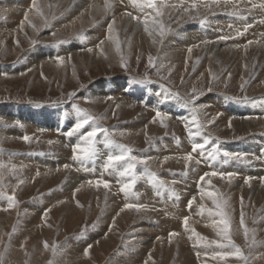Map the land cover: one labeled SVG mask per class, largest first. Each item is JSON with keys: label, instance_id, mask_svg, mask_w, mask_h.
Segmentation results:
<instances>
[{"label": "rangeland", "instance_id": "rangeland-1", "mask_svg": "<svg viewBox=\"0 0 264 264\" xmlns=\"http://www.w3.org/2000/svg\"><path fill=\"white\" fill-rule=\"evenodd\" d=\"M4 1L6 2V0H0V4H3ZM141 2L133 3V6L140 8L139 4ZM70 3L71 0L70 2H68V4L60 3V0H47V8V5L45 7H39L41 15H46L44 17V21H37L36 23H34L31 17V19H29L31 25H38L35 31L32 29H26L27 27H23V24L26 20L25 17L27 16L28 18L29 10L24 9V7L22 8V6V20L20 21L19 25L16 24L12 28L8 27L7 29L1 30L6 23L8 24V14L6 12L3 13L0 11V106L11 104V107H16V110L21 111L25 109L42 110L50 117H52L53 115V117L58 119V121H60V123H62L63 125L61 130L57 129V126H54V128H52L51 126V129L45 128L47 127L43 124V121L45 119L41 118L37 120V116H33L31 119L33 121L36 120V124L34 126L35 133L33 134L30 130H33V127L31 126L29 121H23L18 117L14 119V117H11L8 112L3 113L2 115L4 116L0 115V162L9 165V167L10 165H13L12 162L7 163V160L9 158L7 156H10L11 154H14V156L18 155V157L27 156L30 158L31 156V159L34 160L38 157H43L45 159L50 154H54L55 156L60 155L62 157L67 156L68 158L67 161L66 159H62L67 162L63 163V165V161L59 160V158H54L52 162L47 163L48 165H54V161L57 160L56 165L61 164L60 167L51 169V171L48 168V172L54 174H59L66 171L68 172V176H65L62 181L52 178H45L43 177L40 170L38 172H34V175H32L33 173H31V171L27 169L28 166H26L25 164H20L21 166L17 164L15 165V169H10L11 167L4 168L6 170L0 169V172L3 171L2 175H0V215L2 213V216L5 217L6 214L12 213L16 210V218H19L18 216H21V214L25 213L24 218L26 217L31 219L32 217H35V219H37V215L42 212V214H40L38 218V221L41 220V222L38 224L40 225V227H36L35 225L33 228L22 226L21 229H18V227H16V224H13L11 228L8 229L2 226L5 229L3 230L4 234L7 233L9 236V239L7 238V243L10 244L11 240L13 239L12 237L18 235L19 233L21 234V232H24L27 234V238L21 240L20 243H18L19 245L15 246V250L19 251L20 254L24 251L28 252L31 248H27L32 246L31 240L34 239L32 238L33 234L30 233V231H34L35 228L36 230L34 234H36L40 229H42V226L46 224V216L52 212L54 214L55 222L52 224V226L49 227L53 232V241L55 242L53 249V252L55 253H53L54 257L56 254H61L63 250L62 246L68 242H72L75 249L79 248L80 251L83 250V255H81V257H74L72 260L70 257L67 258L68 256H65L66 260H61L60 263L58 262L56 264H80V262L85 260V255H87L89 251L94 249L95 245H97L94 242L92 244L90 243V236L92 234H98L99 232L111 234L113 230L116 229V224L114 223L116 217L120 214H124L125 212L132 211L133 213L137 214H134L135 216H130L134 221L129 223L127 226L125 225V227L123 225L118 227L119 230L121 227H123V237H121L119 241H116L115 244H111L108 249L107 247L103 248V251L106 254V257L104 259L98 258V255L96 256V261L98 262V264H113L112 262L115 258L116 262H114V264H123L124 260L127 259L129 255L128 246L130 248V245L133 243L137 247H140V245L137 244L138 242L136 241L142 240L141 237L143 236V234L146 237L147 235L145 234L147 233L148 235H151V242H160L162 246L166 244L167 241L165 238L156 237L153 233H151V231H153L154 229V223L157 224L156 221H160V219H157V217L163 213L165 214H163L165 217L162 215L161 217L167 219V229H171L168 233L169 237H176V244L184 248L181 243L182 232L186 234L188 232L195 233L197 228V220L192 218L194 217L192 216V209L193 207H195L197 212L203 214L205 218H210L214 221L219 220V227L221 226L219 228L220 230H209L208 234L206 235L204 233L203 236L206 237V243L203 245L204 247L208 248L209 250H217L216 253L235 252V248L231 247V244L234 243L237 247L240 248L243 255L247 258V260L245 261L238 259L235 256H216L214 255L215 253H209L210 256L209 254L202 255V252H200V258H198V255H195L194 258V253H191L192 256L190 258L192 260L194 259L195 264H264V195L259 193V190H264V125L263 127H261V129L252 130L251 132L227 133L225 129L222 130L220 128H216L217 117L209 113L211 109H217V107L213 103L209 105L203 104L204 97H211L212 95L219 96L228 101L227 105H230L233 108L232 111L237 112V114L235 115L238 117L234 116V118L238 119L239 116H241V119L249 120L248 116L241 114V108L250 106L254 107L258 113L257 117L253 118H261V120L264 121V84L258 82L259 80L257 78V73H254L259 68L258 64L260 61V55H258L254 59L253 66H251L250 72L246 75L238 76V74H233L231 72L232 69L229 70L225 67L217 71L212 69V73H204L205 70L199 73L200 69H195L193 64L189 67L178 68L179 66L177 60L175 61V59H173V61L176 63L168 61V59L165 60L163 55H161L162 49H164V44H162V46H159L160 48H157V50L148 42L133 44L134 36L142 33L141 28L138 26V31H136L135 33H132V31L128 29L123 33H119V36H121L120 46L123 49L121 59L117 60L115 58L116 55L113 53L112 59H110L109 62L105 63L104 66L98 64L95 65L93 64V62L95 61V57H93L92 55L89 57L91 61V67H71L70 64L74 63L75 58L73 52L80 49H85L84 51H86V49H89L91 42H95L98 38L96 36H93V30H95V28L99 27L101 24H105V19H103L102 17H93L91 18L92 22L89 20L88 22L81 21L79 23L74 22V24H72V21L65 23L61 27H56L55 25L63 18H65V16H68V14L71 12V9L69 7L71 5ZM117 3L120 2L117 1ZM211 5L213 4L211 3ZM212 9L211 11L214 12V10ZM128 13L132 14L133 10L124 11V15H127ZM114 14H116V12H112L110 17L115 16ZM121 15L122 14L120 13V15L118 16ZM127 16L132 17L133 14L131 16ZM134 21H137V19H134ZM197 21L199 20L196 19V24ZM139 22L140 20L137 21V24ZM195 22L193 24H195ZM205 22H208V20H206ZM170 24V28L172 30H169L167 36L172 37L173 35L178 37V31L180 30V28L174 27V21L170 22ZM130 26L132 27V25ZM26 36H28L29 40L24 39ZM179 39H181L180 36ZM61 41H63V43H61ZM191 42H193L191 46H194L195 41L191 40ZM98 44L101 45V41L98 42ZM92 48L90 47L91 51L94 49ZM65 50H69L67 52L69 54H62L60 56L64 58L62 63L58 61L56 57L42 58L44 60L37 63H33L31 59L32 54L37 51H41V53L45 52L46 54L51 52L54 53L53 55H57L59 53H64L63 51ZM251 51L253 52V55L257 54L255 50L252 49ZM248 55L251 56L252 53ZM149 57L152 58L151 64L149 63ZM51 63H57L59 67L51 66ZM153 65H155V67H153ZM71 69H74V73L71 72ZM204 76L206 77L204 78ZM140 80H144L145 82L139 83L138 81ZM100 81H105L101 84L100 88V90L104 92V94L96 95L94 94V91H92V88L97 86L98 82ZM132 81L137 83L141 95L147 99H142L140 97L135 98L128 95L131 86L127 87V85L122 86L123 88L119 86V93L122 92V94H119L120 96L118 95L117 97H115L114 95H112L113 91L111 89H118L117 86L119 83L125 82V84H132ZM105 84H107L106 87H104ZM153 86L163 89L166 93L172 94L174 100L179 104L181 103L180 105L184 109H186L188 113H193V110H191L192 107L190 104H186V101H188L189 98L196 93H202L196 100V105L198 106V109L200 108L197 114V119L199 123L203 125V127L197 129L196 123L192 120V117H189L186 113L185 115L178 114L176 116L174 115L173 117H169L168 115L169 119H167L171 120L173 124L171 130L167 131V129H165L164 133H147L151 126H159V119L162 118L157 117L156 112L160 111L162 113H165L162 108H156L157 103H151L152 98H157V96L159 95V91L157 95V92L155 93L154 91H151V87ZM169 87L177 91L178 95H175L174 93L169 91ZM209 88L211 89V91H209ZM193 89L196 90V93H193ZM135 92H138V90H135ZM156 101L158 100L156 99ZM126 102L138 109V111L136 110L135 112H133L136 114L133 117H130L132 114L131 112H129L130 110H118L119 107H121L122 104ZM232 105H235L236 109H234V106ZM213 106L214 108H212ZM150 107H152L153 109L155 107L156 111L155 109L153 110ZM78 109L86 110L87 113H89L96 119L90 121L89 125L80 129L78 132L73 133L72 136H69L67 133L73 128L74 124L82 116V113H80ZM151 111L154 113L152 114ZM223 112V110H220L219 114H221V116H224L225 114ZM231 118L233 119V117ZM167 119L163 120L168 121ZM201 119L203 120V122L201 121ZM138 123H141L140 127L143 126L141 128L142 132L137 133V136H135L133 135V133L135 132H132L130 128L131 126H137ZM190 123L191 126H189ZM41 126L42 129L36 128ZM95 127H102L107 131L99 133L95 138L98 153L94 158H91L89 160L84 159L83 166L80 160L72 158V148L74 144L82 142L83 135H85L88 131ZM20 130L21 132L18 134ZM189 131H191V133L193 134L190 135ZM48 132L52 133L56 137L49 138ZM24 136H28L30 140L25 141L23 139ZM205 139L209 141V143L205 146V149L197 150L198 152H193L192 145H194L195 142L202 143V141L204 142ZM165 142L167 143V145ZM178 143L180 146L178 145ZM118 146H126L127 148L131 149V155L140 158H150L148 160L147 166L143 164L137 165L136 171L138 175L136 177V182L133 189L127 193L121 191L122 188H120L118 184H120L123 179V183L121 184V186L123 187L125 183H128L130 181L131 177L122 178L117 171L113 169H110L112 172H110L109 169L105 171L106 168L104 167L106 158L109 154H118L120 152V148ZM171 146L172 148L174 147L173 152H171V149H168ZM217 147L220 151L217 155L216 160H213L208 153H212L213 149ZM228 147H230L231 149ZM163 148H167L169 154L167 153L166 155H161L164 151ZM225 151L231 153L240 152V154L242 155L240 159H229L223 156V152ZM189 154L194 157L191 162L185 159L186 155ZM180 155L182 156L180 157ZM206 155L209 156L207 157ZM161 156L162 159H159ZM195 156L199 158H196ZM5 157L7 160L5 161L4 159V161H2ZM166 157L167 159H165ZM197 161L199 162L197 163ZM80 162V166L82 167L79 166ZM88 162H90L91 164ZM241 162L244 164H242ZM126 163L127 162H123L117 167L123 168ZM66 164L69 165L68 168L64 167V165ZM76 164L77 166H79V168L76 167ZM88 165H92L94 167L98 166L100 170H103V172L101 171V173L107 176V178L105 179H107V181L109 182V187L104 188L103 185L97 187L94 183H88V181H90L91 179L78 178L81 180V184H78L77 188H75L73 191L70 190L74 199H72L74 201L73 204H75L76 200H78H75L77 194L81 193L84 188L85 190L90 191L91 195H88L90 199L84 205V209L87 208L83 213L84 216L80 218L81 216L77 215L75 216V218H73L71 215H69L67 210L68 208L63 209L62 211L56 208V206H58L57 201H59L58 204L60 205L64 203L67 204V200H61L62 196H59L58 193L61 192V189L63 191L65 185L67 186V183L72 175H80L79 169L86 172L87 169H83V167L87 168ZM74 167L76 168V170ZM243 167H245L247 170H244ZM195 168L196 171L198 170L197 172L194 170ZM212 170L217 172H227L228 170H230L229 172L237 173V175L229 178L230 180L220 178V176L208 175L207 177L206 173H210ZM37 173H39V175H37ZM86 173L88 174L89 170H87ZM86 173L85 175H87ZM194 173L197 175H195ZM201 177H203L204 179H201ZM210 177H212L213 179H211ZM248 177H252V179L248 180ZM44 178L45 180H43ZM11 179L13 182H11ZM21 180H23L24 182L20 183ZM36 181L38 182L36 183ZM44 181H46V183ZM219 181L227 182L230 186L226 187L224 184L220 183L223 187L221 188L218 185ZM114 182L116 186L118 185V187H114ZM116 182L118 183L116 184ZM184 182L191 183L190 186L194 188L191 189L192 193L189 189H186V187L189 186ZM247 183H249L250 185ZM232 184H236V187L233 188L231 186ZM246 184L249 186H245ZM33 185L35 186V188L34 190H31L30 187ZM204 185L207 187L206 191L209 190V187H212L216 190V197L214 200L210 201L211 196H208V193H210V191L206 192L205 189L203 190ZM93 186L95 187L94 189ZM140 186H143V190L140 189ZM197 186L199 188H197ZM1 187H3V189ZM151 187H153L154 189ZM241 187H244V189L249 192L248 196L237 197V191ZM14 188L16 190H14ZM19 188H21V190L22 188L25 189L26 194H24V196H18L21 192L19 191ZM149 188H151V192L148 190ZM77 189L79 190L77 191ZM115 189L119 190L116 191ZM67 191L69 192V190ZM187 191L188 193H186ZM94 193L101 194L102 196L100 202L98 203L97 211H94L95 213L92 210L94 206H97L94 204V199L92 197ZM125 194L127 196L125 199H129L131 196V198L133 199L132 204H135V201L137 202L136 204H138L139 202H142L141 204H143V202L145 201L144 205H146V208H142V211L141 209L137 210L135 208H133L134 211L133 209L128 210V208L124 207L125 205H123V208H121V204L131 203L128 201V199L127 201H125L124 199V202L121 201L122 199L120 200V196ZM159 194L160 197L164 196L162 200H164V198L167 200L162 201L159 197V199L161 200L160 202V200L158 199ZM252 194H256L257 196H259V199L253 198ZM12 196L15 197V202L13 203L14 205L12 207H9V204L12 203L10 199ZM3 197L6 200H4ZM59 197L61 198L58 199ZM193 197H195V201L193 202V204H191V208H188L189 206L186 208L185 204L189 205V202L193 200ZM131 198L129 200H131ZM184 199H186L187 201ZM189 199L190 201L188 202ZM174 200L177 201V204ZM146 201H151L153 203H147ZM50 202H52L53 204H49ZM115 202H117L118 204ZM163 203L165 205H163ZM178 203L180 204V207L178 206ZM217 203H220L221 205L219 209L216 207ZM149 204H151V206ZM15 207H17V209H15ZM114 208L118 211H116L117 214L115 219L112 218L113 220L111 219L110 221V219L107 218H110L109 216L112 215V210ZM165 208L168 210H165ZM125 209H127L128 211H126ZM221 210L226 214V218L228 220L227 229L225 228L224 223L221 222L224 218L217 215V213ZM154 211H156L157 213ZM241 212H243V220L245 221V225L249 226L250 228V230L248 231L249 241L245 240L247 239L245 238V227L244 224L240 223ZM181 214H183L184 216H181ZM184 217L188 218L187 226H184ZM152 220L154 223H152ZM174 220H179L178 223L181 222V233L177 231L178 235L170 236V233L175 232V230L174 226L169 222H172ZM44 221L45 223H43ZM210 221L204 222L207 224ZM142 223H144L145 227H148L147 231L146 229L144 230L140 227L142 226ZM4 224L6 226L9 225L7 219ZM28 232L30 234H28ZM48 233L49 232H47V234ZM134 234L137 236H135ZM162 239L163 241H161ZM2 241L3 237L1 242ZM45 241L46 238H44V242ZM220 245H228V247H221ZM8 246L9 245H0V264H5L10 261L9 252H11V249L13 248L12 245H10L9 247ZM9 249L10 251H8ZM19 252L17 253L19 254ZM12 253L14 252H11L10 254L12 255ZM20 254L19 257L21 256ZM149 256L151 257V254L149 252L148 255L144 257L138 256L137 261L133 264H146L150 259H148ZM54 257H50L49 261H47V264H53L55 260ZM174 257H169V259L167 260L162 258L159 264H190V261L187 258H179L176 254L174 255ZM3 258L7 259L3 262ZM52 259L53 261H51ZM18 262V264L43 263L40 258L33 262H28L27 257L26 259L22 258V261L21 259H19Z\"/></svg>", "mask_w": 264, "mask_h": 264}, {"label": "bare ground", "instance_id": "bare-ground-1", "mask_svg": "<svg viewBox=\"0 0 264 264\" xmlns=\"http://www.w3.org/2000/svg\"><path fill=\"white\" fill-rule=\"evenodd\" d=\"M210 1L211 0H157V6L159 8V11H160L161 15L157 18V21L154 23L153 22V18L156 17L155 10H153L151 8L141 9L139 7H134L133 6V3L141 2V0H120L119 1L120 3H117V0H114V2H113V0H71V3H70L71 5L69 6L70 9H71L70 10L71 12L68 14V16H65V18H63L55 26L56 27H61L65 23L72 22V21H73L72 24H74V22L79 23L81 21L88 22L89 20L91 21V18H93V17L94 18L102 17L103 19H105V24H101L99 27H96L95 30H93V32H92V34H94L93 35L94 37L95 36L98 37L97 40L95 42L93 41L94 43L91 42V45L89 46V49H90V47L91 48L93 47L94 49L92 48L93 49L92 51H88L87 49H86V51H84L85 49H83V50L80 49L78 51L73 52V54L75 55V58H74V63L73 64H70L71 67L72 66H82V67L88 66V67H91V61H90V58L89 57L92 56V55H93V57H95V61L93 62V64H95V65L98 64V65H103L104 66L105 63L109 62V60L112 59V57H113L112 54L113 53L116 55L115 58L117 60L121 59V57H122V50L123 49L120 46L121 36H119V33H123L127 29L128 30H131L132 33H135L136 31H138V26H139L141 28L142 33L134 36V42H133V44L134 43L135 44L136 43L138 44V43L148 42L149 44L152 45V47L156 48V50H157V48L158 49L160 48L159 46H162V44H164V49H162L161 55H163V57H164L165 60L168 59V61H171L173 63H176V62L173 61V59H175V61L177 60L178 61V66H179L178 68L189 67L190 65L193 64L195 69H200L199 73H201V71H203V70H205L204 73L205 72L212 73L211 72L212 69H214V70L217 71V70H220L221 68H224L225 67L226 69H229V70L232 69L231 72L233 74H238V76H242V75H246V74H248L250 72V68H251V66H253L254 59L258 55H260V61H259V64H258L259 68L254 73H257V78L259 80L258 82H261V83L264 84V0H227L226 3L223 2V0H222V2H221L220 5H211V2ZM68 2H70V0H60V3H63V4H68ZM194 2L196 3V7L195 8L192 7V4ZM206 4L208 6H205ZM21 6H22V8L24 7V9L29 10L28 18L25 20V23L23 24V27H27L26 29H32V30L35 31L36 30V27L38 26V25L35 26V24L34 25H31L30 24V20L29 19H31V18L33 19L34 23H36L37 21H44V19H45L44 17L46 15L45 14H44L45 16L41 15V11L39 10V7H41V6H44L45 7L46 6V8H47L48 7L47 0H35V3H33V0H6V2L4 1L3 4H0V7H1L0 11L3 12V13L6 12L8 14L7 15L8 16V21H7L8 24L6 23L2 27L1 30L7 29L8 27H11L12 28L16 24L19 25L20 21L22 20V11H23V10H21ZM215 6H216V8H215ZM211 9L214 10V12H212ZM125 10H127V11L128 10H133V13H132L133 16L132 17H138L139 16L140 17V19H139L140 22L137 24V21L138 20L137 21H134V18L127 16L128 14L127 15H124V11ZM48 11H46V12H48ZM112 12H116V14H114L115 16L110 17V15H111ZM120 13L122 15L121 16H118V15H120ZM212 15H214V16H212ZM145 18H147V21H148L147 24H145V22H144L145 21ZM196 19L199 20V21H197V24L195 22ZM206 20H208V22H205ZM10 21H11V23H10ZM172 21L175 22V26L174 27L180 28V30L178 31V35L181 37V39H179V36L178 37L177 36H173V35H172V37H168L167 36L169 30L171 29L170 28L171 27L170 22H172ZM194 22H195V24H193ZM161 24L164 26V29H165L163 35H160V32H159V28H160V25ZM130 25H132V27ZM33 26H35V28ZM245 28H246V30H245ZM56 29H58V28H56ZM61 30H62V28H61ZM237 30H239L240 32H242L243 35L242 34L241 35H238L237 34ZM26 35H28V34H26ZM221 35L228 36L230 38L229 39H226V40H220L219 37ZM24 39L29 40L28 36H26ZM191 40H194L195 41L194 46H191L192 43H193V42H191ZM100 41L103 42L102 43L103 45L102 44L99 45L100 43L98 44V42H100ZM249 41H251V43H249ZM117 49H119V50H117ZM189 49H191V51H189ZM252 49L255 50L257 54L253 55V52L251 51ZM68 51L69 50H65V51H63L64 53H59L57 55H53L54 53H51V52H49V53L46 54L45 52L41 53V51H39V52L37 51L34 54H32L31 59H32L33 63L34 62L37 63V62H40V61L44 60L42 58H46V57L54 58V57H57V56H61L62 54L63 55H66V54L68 55L69 54V53H67ZM251 53H252V55H251L252 57L248 55V54H251ZM49 55H53V56H49ZM30 65H33V64H30ZM51 66L59 67V65L57 63L56 64L55 63H51ZM73 71H74V69L73 70L71 69V72H73ZM47 72H49V71H47ZM177 72H179V71H177ZM206 76H204V78ZM236 78H238V77H236ZM103 82H105V81L98 82L97 86H95V87L92 88L93 89L92 91H94V94H96V95H103L104 94V92H102L100 90L101 84ZM125 85H127V87L131 86V88H130V90L128 92V95H130L131 97H135V98L140 97L142 99H147V98H145V97H143L141 95L140 90H139V87H138L137 83L134 82V81H132V84H128V83L125 84V82L119 83L118 86H117L118 89H116V90L115 89H111L113 91L112 92V95H114L115 97H117L119 94H122L121 91H120L121 93H119V86L122 87V86H125ZM106 86H107V84L104 85V87H106ZM95 89H97V90H95ZM168 89H170L169 91H171L175 95L176 94L178 95L177 91H175L174 89H172L170 87ZM135 90H138V92H135ZM151 91H154L155 93L157 92L156 95L158 94V91H159V95L157 96V98H152L151 103H153V104L157 103L156 108H159V109L162 108L163 111L167 115H169V117L170 116L173 117L174 115L176 116L178 114H181V115L184 114L185 115L186 113L188 114L189 117H192L193 116V113H188L187 110L184 109L180 105L181 103L179 104L178 102H176L174 100V97H173L172 94L166 93L163 89L156 88L155 86L151 87ZM156 99L158 101H156ZM203 102H204L203 103L204 105H206V104L209 105V104L213 103L217 107V109H211L209 113H211V115H215L217 117V123H216L217 125H216V128L217 129L220 128L222 130L225 129L227 133L251 132L252 130H259V129H261V127H263V125H264V121H262L261 118H253V117H257V114H258L257 113V110H255L254 107L247 106L245 108H241V110H242L241 114L242 115H246V116L249 117V120H247V119H241V116H239L238 119L237 118H234V116H236L235 114H237V112L232 111L233 108L230 105H227L228 104V101L226 99H224V98H221V97L215 96V95H212L211 97L206 96V97L203 98ZM127 103L128 102L123 103L122 106L119 107L118 110H126V111L127 110H130L129 112L132 113L130 117H133L134 115H136L133 112H135L136 110L138 111V109H136L135 107H133L129 103L128 104ZM10 105H1L0 106L1 107V109H0L1 110V114L0 115L1 116H4L2 114L5 113V112H8L11 117H14V119H16L18 117V118L22 119L23 121H29L30 124H31V126L33 127V130L30 129L33 134L35 133L34 126L36 124V120L33 121L31 119L33 116H37V120L38 119H41V118L42 119H45L43 121V124L45 126H47L45 128L51 129V126H52V128H54V126L55 127L57 126V129H59V130L62 129V126H63L62 123H60V121H58V119L54 118L52 114H51L52 117H50V116H48V114H46L42 110H32V109L31 110H29V109L26 110L25 109V110H22V111L21 110H16V107L13 108V107H11L12 105L11 106ZM232 106H234V109H236V106L235 105H232ZM150 108H152V107H150ZM212 108H214V106ZM154 109H155V107H154ZM220 110H223L224 111L223 112L225 114L224 116L223 115L221 116V114H219L220 113ZM155 111H156V109H155ZM153 113L154 112H152V114ZM55 114H57V113H55ZM260 115H261V113H260ZM231 117H233V119ZM236 117H238V116H236ZM184 118H185V116H184ZM255 119H258V120H255ZM161 120L162 119H159V123H158L159 126H156V125L151 126L149 128V131L147 133H152V134H154V133H160V132H163L164 133L165 129H167V131L171 130V128L173 126L172 121L171 120H168V121H170V122H168V121L163 120V123H162ZM201 121L203 122L202 119H201ZM140 126H141V123H138V125L137 126H134V127L131 126L130 130H132V132H135V133H133V135L137 136V133H141L142 132L141 128L143 126L142 127H140ZM189 126H191V123H190ZM36 128H41L42 129V126L41 127H36ZM52 131H53V129H52ZM20 132H21V130L18 132V134ZM38 132H40V131H38ZM195 132H196V130H195ZM189 133H190V131H189ZM27 134H29V133H27ZM48 135H49V138L50 137H52V138H55L56 137L52 133H49ZM57 138H58V136H57ZM197 138H198V136H197ZM201 138H202V136H201ZM202 143H203V141H202ZM166 145H167V143H166ZM178 145H179V143H178ZM167 148H163L164 151H163V153L161 155H166L169 152L168 149L169 150L171 149V152L174 151V149H173L174 147L172 148V146L170 148H168V149ZM228 148H230V147H228ZM166 149H167V151H166ZM190 151H191V149H190ZM253 151H255V150H253ZM178 152H179V150H178ZM158 155H160V154H158ZM197 155H198V153H197ZM168 156H170V155H168ZM181 156L182 155H180V157ZM7 157H9L8 160L5 157V158H3L2 161H4V159H5V161L7 160V163H11L12 162L13 165L19 164V166H21L22 164H25L26 166H28L27 169H29L31 171V173H33L32 175H34V172H36V171L38 172L40 170V172L42 173L43 177H45V178H52V179H56V180H61L62 181L65 178V176L66 177L68 176V174H67L68 172L67 171L66 172H63V173H59V174H54V173H51V172H48L47 171L48 168L51 171V169H55L56 167H60L61 166V164H59V163H58L59 165H56L57 164L56 163L57 160L54 161V165H48L47 163L52 162V160L54 158H56V159L59 158V160L63 161L62 162V165H63V163H67V162H65L62 159H66V161H67L68 160L67 156L62 157L60 155L55 156L54 154H50L45 159L43 157H38L35 160L34 159H31V156H30V158L27 157V156H20V157H18V155L17 156H14V154L13 155L11 154L10 156H7ZM196 158H199V157H196ZM159 159H162V156ZM163 159H164V157H163ZM0 161H1V157H0ZM61 161H60V163H61ZM90 162H88V163H90ZM154 162H156V161H154ZM80 164H81V162L79 163V166H80ZM181 164H183V163H181ZM226 164H228V163H226ZM242 164H244V163H242ZM82 165H83V162H82ZM79 166H77V164H76V167L79 168ZM80 167H82V166H80ZM245 167H243V169L244 170H247ZM83 169L89 170V173L88 174L86 173L87 170L85 172L84 170L81 171L79 169V172H80L79 174L80 175H72L71 178H70V180L67 183V186L65 185L63 191L61 189V192L58 193L59 196H62V198L59 197L58 199L61 198V200L62 199L63 200H67V202H66L67 204L64 203L65 205L64 204H61L60 205V204H58L59 201H57L58 202L57 203L58 206H56V208L58 210L60 209L61 211L63 209L68 208L67 209L68 210V213L73 218H75V216H77V215H80L81 216L80 218H82L84 216L83 213L87 209V208L84 209V205L90 199V197H88V195L89 194L91 195V192L88 191V190H85V188H84L82 191L80 190L81 193H78L79 195L77 194V196L75 197V200L76 199H78V200H76L75 204H73V202H74L73 200L74 199L72 197L73 195H72V192L71 191H73L75 188H77V185L78 184H81V180L78 179V178H88V179H91L92 181L93 180L95 181L97 178H101V179L107 181V179H105V178H107V176L105 174L103 175L101 173V171L103 172V170H100L98 168V166L97 167H94L92 165H90V166L88 165L87 168L83 167ZM4 170H6V169H4ZM75 170H76V168H75ZM106 170L107 169H105V171ZM109 170H108V172H109ZM194 170L196 171V168ZM229 171L230 170H228L227 172H229ZM2 172L3 171H1L0 173H2ZM110 172H112V171L110 170ZM211 172H213V170ZM85 173L87 175H85ZM106 174H107V172H106ZM111 174H113V173H111ZM195 175H197V174H195ZM110 177H111V175H110ZM207 177H208V175H207ZM45 178L43 180H45ZM125 178H127V177H125ZM210 178L213 179L212 177H210ZM14 180H16V179H14ZM229 180H227V181H229ZM32 181H33V179H32ZM122 181H123V179H122ZM122 181H121L120 184H118L120 186V188H122V186H121V184L123 183ZM11 182H13L12 179H11ZM37 182L38 181H36V183ZM44 182L46 183V181H44ZM117 183L118 182H116V184ZM184 183L189 186V187H186V189H189L190 191H191V189H194V188H192L190 186L191 183H186V182H184ZM220 183L224 184L226 187L230 186L227 182H220L219 181L218 185L221 188H223V187H222V185ZM247 184H249V183H247ZM247 184L245 186H249L250 185V184L249 185H247ZM114 185H115V182H114ZM118 185L117 186L115 185L114 187H118ZM94 186H93V189L95 188ZM198 186H197V188H199ZM231 186L233 188H235L236 187V184L235 185L232 184ZM28 187H29V185H28ZM1 188L3 189V187H1ZM24 188H22V190H21V188H19L20 189L19 191H21L20 192V195H18L19 197L20 196H24V194H26ZM30 188H31V190H34L35 186L33 185ZM151 188H153V187H151ZM151 188L148 189L150 192H151ZM140 189L143 190V186H140ZM204 189H205V191L207 189V187L205 185L203 186V190ZM14 190H16V189L14 188ZM67 190H69V192ZM117 190H119V189H117ZM209 191H210V193H213V196H211V200H210V201H212L216 197V190L214 188H212V187H209V190H207L206 192H209ZM165 192H166V190H165ZM186 193H188V191ZM191 193H192V191H191ZM259 193H261L262 195H264V190H259ZM248 194H249V192L246 189H244V187H241L237 191V197H241V196L242 197H246V196H248ZM85 195H87V196H85ZM166 195H169V194H166ZM252 196L255 199H259V196H257L256 194H252ZM92 197L94 199V204L97 205V206H94V208L92 209L93 212H94V211H97L98 203L100 202L102 196H101V194L94 193ZM120 197H121L120 200L122 199L121 201H123L127 196L125 194V195H122ZM159 197H160V194L158 196V199H159ZM163 197L164 196L160 197L161 200H162ZM165 197H167V196H165ZM130 198H131V196H130ZM3 199H4V197H3ZM127 199H125V201H127ZM129 199H128V201L131 202V203H133V201H132L133 199L132 198H131V200H129ZM4 200H6V199H4ZM161 200H160V202H161ZM164 200H167V199L164 198ZM164 200H162V201H164ZM184 200H186V199H184ZM151 201H153V200H151ZM151 201L150 202L149 201H146V202L147 203H153ZM174 201H176V200H174ZM189 201H190V199L188 200V202ZM144 202H143V204H144ZM51 203L52 202H50L49 204H51ZM115 203H117V202H115ZM134 203L136 204L137 202L135 201ZM154 203H155V201H154ZM201 203H203V202H201ZM126 204H128V203L121 204L122 205L121 208H123V205H126ZM159 204H161V203H159ZM176 204H177V201H176ZM199 204H200V202H199ZM149 205L151 206V204H149ZM163 205H165V204L163 203ZM179 205L180 204L178 203V206ZM185 206L187 208L188 207V204L187 205L185 204ZM17 207H15V209H17ZM147 208H149V207H147ZM156 208H158V207H156ZM175 208H177V207H175ZM125 210L128 211L129 209L128 210L125 209ZM159 210H161V209H159ZM165 210H168V209L165 208ZM15 211L12 212V213L6 214L5 217L2 216V213L0 215V237L1 236L3 237V241L2 242H1L2 237L0 239V242H1L0 245H3V246H7V245L10 246V245H12V248L13 249H11L12 250L11 252H14V253H12V255L10 254L11 252H9L10 261H8V262L6 261L7 263H5V264H18L19 263L18 262L19 259H21V261H22V258L23 259H26V257H27L28 262L29 261L30 262H33V261L38 260L40 258L42 260V262H43L42 264H47L48 263L47 261H49L50 257H52V256L54 257V255H53V253H54L53 252V249H54L55 242L53 241L54 240L53 232L51 231V229L49 227V226H52V224L55 222V220H54V214L51 212V213H49V215L46 216V224L44 226H42V229H40L38 231L39 233L37 232L36 234H34V232L36 230L35 228H34V231H30V233L33 234V237L32 238H34V239L31 240V245L32 246L28 247L27 249L31 248L30 249L31 252H30V250L29 251L27 250L28 252H25L24 251L25 253L23 252V253L20 254L19 251L15 250L16 249L15 246L19 245L18 243H20L21 240L27 238V234L24 233V232H21V234L19 233L18 235L12 237L13 239L11 240V243L8 244L7 243V240L9 239V236H8L7 233L4 234V231H3V230H5L4 228H8L9 229V228H11V226L13 224H16V227H18V229H21L22 226L27 227V228H33L34 225L36 227H40V225H38V224L41 222V220L38 221L39 220L38 218H39L40 214H42V212H40V214L37 215V219H35V217H32L31 219H29V218H26V217L24 218V216H25L24 215L25 214L24 212H20V213H24V214H21V216H18L19 218H16L17 213H15ZM116 211H118V210L114 208L112 210V215L109 216L110 218H107V219H110V221H111L112 218L115 219L116 214H117ZM133 211H134V209H133ZM141 211H142V209H141ZM154 212H156V211H154ZM171 212H173V211H171ZM134 214L135 213H133L132 211H128V212H125L122 215L121 214L118 215L116 217L115 222H114L116 224V229H114L111 234H109V233H102V232L101 233L99 232L98 234H92L90 236V241H91L90 243L92 244L94 242L97 245H95L94 249L90 250L89 253L87 255H85L86 256L85 257V260L82 261V262H80V264H98V262L96 261V256L97 255H98V258L104 259L106 257V254L103 251L104 250L103 248L107 247V249H108L111 246V244H115L116 241H119L121 239V237H123V233H122V228L123 227H121L120 230H119L118 227H120L121 225H123L125 227V225L127 226L129 223L133 222L134 220H132L130 216L137 215V214H135V215ZM163 214H160L157 217V219H160L159 222L156 221L157 224H155L153 222V220H155V219L152 220V223H154V229H153V231H151V233H153L154 236H156V237L165 238L166 241H167L166 244L162 246L160 244V242H151V239H150L151 238V235H148V233H147V234H145V235H147V237H146L143 234V236L141 237L142 240H140V241L137 240L136 241V242H138L137 244H139L140 247H137L133 243L130 245V248L128 246V253H129V255H128V258L124 260L123 264H133L134 262L137 261V257L138 256L144 257V256L148 255V252L151 254V257L150 256L148 257V259L149 258L150 259H149V261L146 264H159L160 261L162 260V258H164L165 260H167V259H169V257H172L173 258L175 254L179 258H187L190 261V264H195L194 263V259L192 260L190 258L192 256L191 253L192 254L194 253L193 254L194 255L193 256L194 258H195V255H197V253H199L198 258H200L201 257L200 252H202V255L209 254V253H216L217 252V250H209L208 248H206V247L203 246L206 243V237H204L203 235H204V233H205V235L208 234L209 230H214V229H215V231L220 230L219 228L221 226L219 227V220L214 221V220H211L210 218H205V216L203 214H201L200 212H197V210L195 209V207H193V209H192V214L193 215L192 216H194V217H192V218H194V219L197 220V223H196L197 228H196L195 233L188 232L186 234V233L182 232V241H181V243H182V245L184 247V248H182V247H180V246H178L176 244V237H173V238L169 237L168 233H169V231L171 229L170 230L167 229V227H168V221H166L167 219L161 217V215L162 216L165 215V214L164 215ZM156 215H158V214H156ZM179 215H180V213H179ZM182 215L183 214H181V216ZM6 219L9 222V225H7V226L4 224L6 222ZM59 221H60V219H59ZM178 221L179 220H177V221L174 220V221L169 222V223H171L174 226V230H175L176 233H178V232L181 233L180 228H181L182 225H181V222L178 223ZM180 221H182V220H180ZM198 221H199L200 224L198 223ZM204 221H210V222L206 224ZM43 223H45V221ZM243 224H244V227L247 229V235L245 236V238H247V239H245V240H248L249 241L248 231L250 230V228H249V226L245 225V221L243 222ZM141 225L142 226H140V227L142 229H144V230L146 229V231H147L148 227H145L144 226V223H142ZM137 228H139V227H137ZM47 232H49V233L47 234ZM30 233L28 232V234H30ZM135 236H137V235H135ZM44 238H46V241L45 242H44ZM201 238H203V239H201ZM144 239H146V240H144ZM161 241H163V239ZM46 244H47V246H45ZM189 244H190V246L192 248L189 246ZM62 247L61 248L64 251L61 249L62 250L61 254H59V255L56 254L57 256L55 255V257H54L55 260H54L53 264H56L58 262L60 263L61 260H66V257L65 256H68L67 258L70 257L73 260L74 257L75 258H78V257H81V255H83L82 254V251L83 250L80 251L79 248L75 249L74 246H73V244H72V242L65 243ZM69 247H70V251H69ZM0 249H1V247H0ZM8 251H10V249ZM17 252H19V254L21 255L20 257H19V254ZM7 254H8V252H7ZM24 255H26V256H24ZM209 256H210V254H209ZM7 258H3V262ZM205 258H207V257H205ZM51 261H53V259ZM23 262H24V260H23ZM114 262H116V258L113 259V262L112 263L114 264ZM31 264H34V263H31Z\"/></svg>", "mask_w": 264, "mask_h": 264}, {"label": "snow or ice", "instance_id": "snow-or-ice-1", "mask_svg": "<svg viewBox=\"0 0 264 264\" xmlns=\"http://www.w3.org/2000/svg\"><path fill=\"white\" fill-rule=\"evenodd\" d=\"M221 2H222V0H211V3L213 5H220ZM223 2L226 3L227 0H223ZM33 3H35V0H33ZM139 6H140L141 9L151 8V9L155 10L156 17L153 18V22L154 23L157 21V18L161 15V13L159 11V8L157 6V0H142V2L139 4ZM205 6H208V5L206 4ZM192 7L193 8L196 7V3L195 2L192 4ZM128 15L131 16L132 14L128 13ZM25 18L27 19V16ZM133 18L137 19V20L140 19V17H133ZM144 22H145V24H147V22H148L147 18H145ZM33 27H35V26H33ZM245 30H246V28H245ZM164 31H165L164 26L161 24L160 28H159L160 35H163ZM237 34L241 35L242 32L237 30ZM229 38L230 37L224 36V35H221L219 37L220 40H226V39H229ZM61 43H63V41H61ZM101 43H103V42H101ZM249 43H251V41H249ZM87 50L91 51V49H87ZM117 50H119V49H117ZM189 51H191V49H189ZM56 59L58 61H60L61 63L64 60V58L60 57V56H57ZM149 63L150 64L152 63V58L151 57H149ZM122 66H124V65H122ZM153 67H155V65H153ZM138 82L139 83H144L145 81L144 80H140ZM209 91H211L210 88H209ZM193 93H196L195 89H193ZM201 94L202 93H196L195 95L190 97L188 101H186V104H190L191 107H192V110H193L192 120L196 123L197 129L203 127V125H201L199 123L198 119H197V114L199 112V109L197 108V105H196V100L198 99L199 95H201ZM78 111L80 113H82V116L74 124L73 128L67 133L69 136H72L73 133L78 132L80 129H82L85 126L89 125L90 121L96 119L95 117H92L89 113H87L86 110L78 109ZM156 116L162 118V120H161L162 123H163V119H167L168 118V115L166 113H162L160 111L156 112ZM106 131L107 130L103 129L102 127H95V128H92L90 131H88L85 135H83L82 142L76 143L73 146V148H72L73 158L76 159V160H80L81 162H83L84 159L94 158L97 155V153H98V149L96 147L95 138L98 136L99 133L106 132ZM191 134H193V133H191V131H190V135ZM23 139L25 141H29L30 140V138L28 136H24ZM109 142H111V141H109ZM208 143H209V141L207 139H205L203 143H195L193 145L192 151L195 152L197 150H204L205 146ZM118 147L120 148V152L118 154H109L107 156V158H106V163H105L104 167L106 169H113V170L117 171L121 177H131L130 181L128 183H125L123 185L122 189H121V191L127 193V192H129V191H131L133 189L134 184L136 182V177L138 175V173L136 171L137 165L138 164H143V165L147 166L148 159H150V158H140V157L131 155V151L132 150L127 148L126 146H118ZM219 151L220 150L217 147V148L213 149L212 153H209V155L211 156V158L213 160H216L217 155L219 154ZM241 155L242 154H240V153H231V152H227V151L223 152V156L227 157L229 159H240ZM165 159H167V157ZM185 159L188 160V161H192L193 157H192L191 154H189V155H187L185 157ZM123 162H127L123 168L117 167L118 165H120ZM198 162L199 161H197V163ZM8 167H9V165H6V164L0 162V169H4V168H8ZM10 167H11V169H15L16 166L15 165H11ZM64 167L68 168L69 165L66 164V165H64ZM0 175H2V173H0ZM37 175H39V173H37ZM152 175H155V174H152ZM206 175L220 176L221 178L229 179V178H232V177L236 176L237 173L213 171V172H210V173H206ZM201 179H203V177H201ZM251 179H252V177H248V180H251ZM23 182H24L23 180L20 181V183H23ZM88 183L89 184L95 183L97 187H99L101 185H103L104 188H108L109 187V182L105 181L103 179H97L94 182L90 180V181H88ZM78 190L79 189H77V191ZM208 196H213V193H208ZM10 199H11L12 203L9 204V207H12L13 203L15 202V197L12 196ZM194 201H195V197H193V200L189 202V205H188L189 208H191V204ZM124 207L128 208V209L135 208L137 210H140L142 208H145L146 205L129 203V204H126ZM216 207L219 209L221 207L220 203H217ZM121 210H123V209H121ZM209 211H211V210H209ZM217 215H219V216L224 218V219H222L221 222L224 223L225 228L227 229L228 220L226 218V214L221 210V211H219L217 213ZM243 222H244L243 221V212H241L240 223L243 224ZM187 224H188V218L185 217L184 218V225L187 226ZM176 235H178V234L175 233V232L170 233V236H176ZM245 235H247V229L246 228H245ZM201 239H203V238H201ZM45 246H47V244ZM220 246L221 247H228V245H220ZM231 247L235 248V252H218V253H215L214 255L221 256V257L235 256L238 259L245 260V261L247 260V258L243 255V253L241 252L239 247H237L234 243L231 244ZM197 255H199V253H197Z\"/></svg>", "mask_w": 264, "mask_h": 264}]
</instances>
